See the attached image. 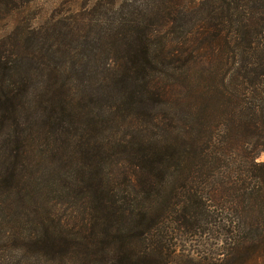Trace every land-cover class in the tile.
<instances>
[{
  "label": "trees",
  "instance_id": "16d2710c",
  "mask_svg": "<svg viewBox=\"0 0 264 264\" xmlns=\"http://www.w3.org/2000/svg\"><path fill=\"white\" fill-rule=\"evenodd\" d=\"M261 151L264 0H97L0 37V210L44 178L78 208L9 227L0 264H179L178 232L264 264Z\"/></svg>",
  "mask_w": 264,
  "mask_h": 264
},
{
  "label": "rangeland",
  "instance_id": "374dc122",
  "mask_svg": "<svg viewBox=\"0 0 264 264\" xmlns=\"http://www.w3.org/2000/svg\"><path fill=\"white\" fill-rule=\"evenodd\" d=\"M96 1L97 0H28L21 4L22 8L20 10L15 11L7 17L0 18V37L9 33L21 19L23 21H29L32 25L37 26L47 19L57 7H61L63 11H76L81 10L83 7L91 8ZM118 1L122 2L126 0ZM256 160L264 161V151L258 154ZM44 166L50 168L49 165ZM41 169H43V166L40 167V170ZM36 175L41 176L39 172H37ZM50 179L51 178H44L40 183H34L35 188L31 190L30 200L27 198L25 207L18 208V212L12 213L11 210H0V240L3 239L4 236H8L6 233L9 227L13 228L14 225L22 226L24 224H34L36 218L43 214V210L46 208L51 209L57 207L60 213H62V217H64V219L67 218V220L70 215H75L78 210L77 204L67 198L61 185L48 184ZM37 205H40V207H37ZM27 207L28 209L31 208L32 211L25 214V208ZM41 207L42 209L40 210ZM52 215L56 217V215ZM224 215L226 214L224 213ZM177 235L179 236L177 240V255L180 256L177 262L179 264H213L214 262L216 263L214 257L218 253L222 252L225 254V250L222 249L224 245H222V241L220 240L209 239V236H206L207 238L199 235L190 236L189 234L185 235L180 232H178ZM218 244L221 245L217 246ZM33 260L35 264H52L48 261L40 260L37 256H33Z\"/></svg>",
  "mask_w": 264,
  "mask_h": 264
}]
</instances>
